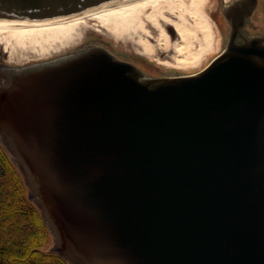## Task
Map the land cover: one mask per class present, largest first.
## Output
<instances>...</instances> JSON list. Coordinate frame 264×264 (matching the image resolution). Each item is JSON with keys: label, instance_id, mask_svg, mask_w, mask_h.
Wrapping results in <instances>:
<instances>
[{"label": "water", "instance_id": "1", "mask_svg": "<svg viewBox=\"0 0 264 264\" xmlns=\"http://www.w3.org/2000/svg\"><path fill=\"white\" fill-rule=\"evenodd\" d=\"M108 1L0 0V16ZM0 139L69 264H264V36L187 75L100 45L9 68Z\"/></svg>", "mask_w": 264, "mask_h": 264}, {"label": "rangeland", "instance_id": "2", "mask_svg": "<svg viewBox=\"0 0 264 264\" xmlns=\"http://www.w3.org/2000/svg\"><path fill=\"white\" fill-rule=\"evenodd\" d=\"M221 2L168 0L157 14V24L144 17L145 31L133 35H118L95 18L84 17L79 21L80 27L84 26L81 39L75 46L42 56L40 46L19 43L15 44L13 53H7L1 44L0 64L24 66L72 54L88 45H100L120 59L132 61L149 76L193 74L207 66L224 48L223 31L218 21ZM160 27L165 30L166 38L161 36ZM144 37L149 40L152 50L141 42ZM53 245L52 235L46 249L53 250Z\"/></svg>", "mask_w": 264, "mask_h": 264}, {"label": "bare ground", "instance_id": "3", "mask_svg": "<svg viewBox=\"0 0 264 264\" xmlns=\"http://www.w3.org/2000/svg\"><path fill=\"white\" fill-rule=\"evenodd\" d=\"M167 1L112 0L76 13L46 20H24L0 16V45H4L7 53H13L15 46L19 43L40 46L42 56L50 52H59L79 43L81 28H84V26L80 27L79 21L84 20V17L95 18L118 35H133L145 31V18L156 23V17H159L157 14ZM157 22L159 23V20ZM160 32L161 36L166 38L165 30L161 29ZM141 42L145 48L152 50L147 38L144 37Z\"/></svg>", "mask_w": 264, "mask_h": 264}, {"label": "trees", "instance_id": "4", "mask_svg": "<svg viewBox=\"0 0 264 264\" xmlns=\"http://www.w3.org/2000/svg\"><path fill=\"white\" fill-rule=\"evenodd\" d=\"M51 239L23 174L0 141V264H69L46 249Z\"/></svg>", "mask_w": 264, "mask_h": 264}, {"label": "flooded vegetation", "instance_id": "5", "mask_svg": "<svg viewBox=\"0 0 264 264\" xmlns=\"http://www.w3.org/2000/svg\"><path fill=\"white\" fill-rule=\"evenodd\" d=\"M218 21L224 39V48L218 55L232 46L237 48L247 46L255 38L264 36V0H222L218 10ZM16 67L23 66L1 63L0 75L9 68Z\"/></svg>", "mask_w": 264, "mask_h": 264}]
</instances>
